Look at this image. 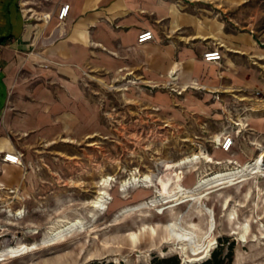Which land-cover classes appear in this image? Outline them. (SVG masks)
Returning a JSON list of instances; mask_svg holds the SVG:
<instances>
[{"label": "rangeland", "instance_id": "1", "mask_svg": "<svg viewBox=\"0 0 264 264\" xmlns=\"http://www.w3.org/2000/svg\"><path fill=\"white\" fill-rule=\"evenodd\" d=\"M183 1L184 10L202 26L220 24L234 43L222 44L237 50L222 46L220 68H203L202 82H193L206 89L184 85L186 90L178 94L164 82L154 87L87 71L68 81L57 64L47 69L27 61L12 71L10 108L25 118V132L33 131L34 138L20 145V164L28 172L24 196L18 189L8 190L4 199L11 211L0 203V251L4 245L26 249L6 253L0 264H168L163 259L264 264V191L257 200L253 179L240 189L239 184L213 188L207 195L216 243L209 257L199 261H188L189 251L162 239L165 224L177 217L182 216L183 226L198 222L190 212L193 203L170 210L159 203L153 187L130 181L132 176L161 175V161L192 153L223 162L200 158L185 163L181 183L191 186L201 174L222 168L225 156L233 167L264 148V0ZM199 42L205 50L207 41ZM206 78L217 85L203 82ZM226 133L234 136V144L223 153L217 145ZM216 134H221L219 141ZM257 183L264 188V176ZM100 192L103 205L98 210L93 202ZM225 197H230L228 208L236 209L231 220L221 206ZM74 220H82V230L51 234ZM243 223L249 226L245 243L234 232ZM131 232L137 234L134 243Z\"/></svg>", "mask_w": 264, "mask_h": 264}, {"label": "crops", "instance_id": "2", "mask_svg": "<svg viewBox=\"0 0 264 264\" xmlns=\"http://www.w3.org/2000/svg\"><path fill=\"white\" fill-rule=\"evenodd\" d=\"M62 5L69 8L59 22ZM185 7L183 0H0V156L13 152L21 159L20 145L34 138L33 131L25 132V118L11 110L9 101L12 71L26 61L47 69L57 64L68 73V81L87 71L154 87L172 82L177 89L190 81L202 82L206 65L220 68V45L225 41L232 46L233 36L220 24L202 26ZM143 30H151L154 39L138 44ZM199 40L207 41L205 50ZM216 47L222 60L204 62L203 53ZM203 82L217 85L215 79ZM26 174L21 164L0 160V198L15 189L24 196Z\"/></svg>", "mask_w": 264, "mask_h": 264}, {"label": "bare ground", "instance_id": "3", "mask_svg": "<svg viewBox=\"0 0 264 264\" xmlns=\"http://www.w3.org/2000/svg\"><path fill=\"white\" fill-rule=\"evenodd\" d=\"M62 33L60 35H62ZM221 46L224 45L221 44ZM226 49L229 51H237L229 48ZM129 82L135 83V81L132 80H129ZM188 84L185 86H188L192 89H206V87L198 86V84L195 83H190L189 85ZM218 88L219 87H216L214 89L218 90ZM212 89L213 88H211V90ZM182 90L185 91L186 88H183ZM243 124L244 123L241 122L238 125ZM221 134L215 135L216 141L220 140ZM6 143L10 149H14L11 146L9 140H6ZM1 149L2 147L0 146V150ZM200 158H203L206 162L213 163L215 165L223 164L222 161L214 160L212 156L204 154L203 152L192 153L191 156L184 157L176 161H161L159 164L161 171L163 172V174L161 175L146 174L141 178L132 176L130 180L134 184L140 182L141 185L145 188L153 187L158 194L157 197H160L159 203H161L162 205H167V208L170 210L184 203H193L192 210L190 212H192L193 215L195 214V216L198 218V222H185L186 226H183L180 223L182 220V216H180L179 218L177 217L165 224V236L162 238L165 241L168 240L173 243L177 242V244L180 245V248L186 254V251H189L187 254L188 261H199L208 258L211 249L216 243V239L214 237V230L216 228L214 211L210 207H207V205L205 204V201L208 200L207 195L211 192V189L216 188L214 189L215 191L237 184H239L237 186V188H239L241 187V184L243 182L251 178L254 180V186L257 191V200L261 197V195L263 194L262 192L264 191V188H259L257 183L259 176H264V148H262L252 160L244 163L236 162V165L233 167L228 166V164L233 163V160H231L229 156H225L224 162L226 164H224V166H221L222 168H218L211 172L201 174L191 186L183 185L181 183V180L183 178L181 168L185 163H189L192 160H198ZM128 182L129 181H124L123 185L127 184ZM101 194L103 193L100 192L99 197H97V199L93 202L94 208H97L98 210L103 205L102 196H100ZM249 195L250 189H248V191L245 193V197H248ZM0 201L2 206H4L8 211H11L9 209L10 204L6 203L5 199L2 200V198H0ZM229 201L230 197L223 198L221 206L223 210L228 211V217L231 220L235 217L236 209L234 208V206L230 207V209L228 208ZM152 202H156V200H153ZM133 209L136 208H131V210ZM83 227L84 226L82 220L66 221L64 222V224L55 227L51 231V234L56 235L64 231L71 233L74 231L82 230ZM248 229L249 226L246 223L239 224V226L235 229L236 231L234 232H237V234L239 235L240 242L245 243L247 241ZM151 231L153 234L154 230L152 229ZM129 236L134 243L137 238V234L131 232ZM254 238L258 239L257 236H254ZM21 247L22 249H26V246L23 245H18L16 247L4 245V247L0 251V260L1 256L5 255L6 253H15L17 251H20Z\"/></svg>", "mask_w": 264, "mask_h": 264}, {"label": "built area", "instance_id": "4", "mask_svg": "<svg viewBox=\"0 0 264 264\" xmlns=\"http://www.w3.org/2000/svg\"><path fill=\"white\" fill-rule=\"evenodd\" d=\"M68 5H62L59 8V11L57 13V19L59 22L63 21L68 12ZM154 39V35L151 30H143L141 31L138 36H137V43L138 44H143L149 41H152ZM222 52L219 47L210 49L206 52L203 53L202 55V60L207 63H218L222 60ZM172 82H167L166 86L170 87V89L176 93H181V89H177L176 87L171 84ZM190 83H195V82H189ZM197 84V83H195ZM234 144V136L226 133L223 135L222 139L218 143V147L220 148L221 151L223 152H229ZM0 160L2 162H6L9 164H20V155L17 153L13 152H3L0 156Z\"/></svg>", "mask_w": 264, "mask_h": 264}, {"label": "trees", "instance_id": "5", "mask_svg": "<svg viewBox=\"0 0 264 264\" xmlns=\"http://www.w3.org/2000/svg\"><path fill=\"white\" fill-rule=\"evenodd\" d=\"M161 262L168 263V264L173 262L172 264H178L177 261L174 262V259H163V260H161ZM209 263H210V261L208 263H205V264H209ZM92 264H95V263H92Z\"/></svg>", "mask_w": 264, "mask_h": 264}]
</instances>
